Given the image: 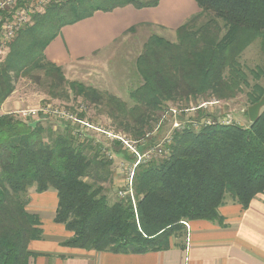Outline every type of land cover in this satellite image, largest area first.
<instances>
[{
    "label": "trees",
    "instance_id": "1",
    "mask_svg": "<svg viewBox=\"0 0 264 264\" xmlns=\"http://www.w3.org/2000/svg\"><path fill=\"white\" fill-rule=\"evenodd\" d=\"M160 1L61 0L45 5L7 44L0 61V108L13 93L14 82L22 77L35 79L32 73L36 72L49 81L52 98L67 100L63 92L53 94L66 84L62 69L44 56L62 28L96 13L156 8ZM194 2L200 14L176 29L177 43L157 36L146 43L136 61L142 85L130 94L133 110L127 113L118 99L67 83L75 98L105 105L110 119L121 116L123 132L143 139L148 119L169 103L203 95L231 99L240 84L248 87L238 58L253 41L264 44V0ZM202 15L210 16L209 20L192 29ZM250 74L256 83L264 78L262 71ZM263 96L264 87L255 84L247 100L252 106ZM76 114L85 118L83 112ZM34 121L0 115V264H28L33 257L29 243L41 239L38 217L26 211L30 189L37 194L55 192L53 221L71 234L61 246L122 255L167 251L171 237L186 235L183 223L207 221L222 226L218 210L228 197L246 209L264 192V108L248 127L216 124L174 131L166 156L135 169L134 207L128 197L109 203L101 185L112 176L111 162L84 153L87 135L80 140L77 129L68 123L61 132H51L41 127L40 118Z\"/></svg>",
    "mask_w": 264,
    "mask_h": 264
},
{
    "label": "crops",
    "instance_id": "2",
    "mask_svg": "<svg viewBox=\"0 0 264 264\" xmlns=\"http://www.w3.org/2000/svg\"><path fill=\"white\" fill-rule=\"evenodd\" d=\"M198 11L193 0H161L152 9L125 7L111 13H96L90 19L62 28L45 49L44 56L63 72H70L77 65L99 62L101 55L141 27L175 32ZM20 108V104L9 97L1 106L0 115L17 113ZM123 172L127 175L126 169L116 167V182L122 179ZM36 195L26 211L38 217L42 236L39 241L29 243L28 251L33 257L28 264H264V192L246 209L228 197L218 210L222 226L207 221L189 222L185 226V241H174L167 251L143 255L99 253L61 246L71 234L53 221L56 194L49 190Z\"/></svg>",
    "mask_w": 264,
    "mask_h": 264
},
{
    "label": "rangeland",
    "instance_id": "3",
    "mask_svg": "<svg viewBox=\"0 0 264 264\" xmlns=\"http://www.w3.org/2000/svg\"><path fill=\"white\" fill-rule=\"evenodd\" d=\"M42 10L43 9H41L40 12H43ZM34 11L39 12L38 9ZM199 14L200 10L196 15ZM209 18L210 16L208 15H202L194 22L192 29H197L202 24L207 22ZM219 25L220 27L222 26L221 23H219ZM221 31L222 36L224 34V29L222 28ZM152 36H157L165 42L172 44L177 43V36L175 32H164L159 29L150 31L147 27H141V29L134 33V35L125 37L120 42H117V44L106 54L101 55L99 62H93L91 65H77L74 70H71L70 72H63L66 84L58 91L54 90L53 94L61 95L63 92L64 94H67V100L61 99L60 97L52 98L49 90V81L41 72L32 73V76L37 80L31 77H22L18 79L14 82V91L10 97H12L13 102L19 103L21 108L17 111V113L12 114L21 119L18 112L39 108H47L50 111L63 110L74 114L79 111H83L87 122L98 130L102 129L105 132L118 134L130 141L143 140L146 142L144 143V146H147L148 148H151L159 143L160 145H163L161 142L164 138L169 136V133L171 132V124L173 125L174 122H165L159 130L154 132L155 125L161 116V112L164 110V107L161 108V111H157L154 115H151L150 119H148L149 121L147 125L143 127L142 130L145 134H147V136L143 137V139L141 137L136 138L132 133H125L122 131V128L120 127L121 116L117 115V119H110L108 117L110 114L109 108H106L105 105L91 104L80 97L75 98V95H73L67 85V83L81 84L85 87L93 89L104 97L112 96L122 102L125 105V111L129 113L134 108V104L130 100V94L142 85V80L136 69V61L139 56L143 54L145 45ZM3 59L4 57H2V60ZM238 64L241 66L243 73L247 76L248 87L245 84H240V90L235 97L224 100L217 99L209 95H203L196 98L190 97L185 100L183 98V101H181L180 104H183L184 106H188L190 104L194 105L195 102L200 99L205 101L210 98H215L221 103L218 108V114H222L224 116L227 115L234 121L238 122L241 126L248 127L250 123L247 116V110L251 105L247 100V95L250 93L253 85L255 84H259V86L264 87L263 77H261L256 83V81L252 79V74H250L257 71H262L264 73V44H261L260 39L253 41L243 49L238 58ZM170 105V103L167 104V106ZM213 110L214 109H211V112H213ZM48 115L46 117L39 116L41 127L44 129H50L51 132H61L65 127L64 122L50 117L51 114L49 113ZM193 116H195V114L187 115L188 118ZM32 119L33 118L21 120L25 122H35ZM137 127L139 128L138 125ZM46 134L47 133H44L43 136L45 137ZM82 148L84 153L90 158L97 156L99 160L103 159L111 162L112 176L106 178L107 181L101 186L104 190V194L108 197L109 203L120 200L118 193L125 190L126 174L123 172L121 176L122 179H119V181L116 182L114 179V172L116 167L120 166L121 163L124 164V169H128L127 164H132L133 162L131 154H129L126 149L122 148L119 143L112 142L106 139L105 135L92 130L88 131L87 139L82 145ZM159 160L161 159L159 158L155 161ZM101 175L104 177L105 174ZM85 181L88 183L93 182L91 178H86ZM36 194L37 193L34 192V189L28 190L26 194V199L28 201L27 205L31 203V199H33V202L36 200L38 197ZM184 232L186 233V228ZM174 241H185V235L175 238L171 237L169 245L171 246L174 244Z\"/></svg>",
    "mask_w": 264,
    "mask_h": 264
},
{
    "label": "built area",
    "instance_id": "4",
    "mask_svg": "<svg viewBox=\"0 0 264 264\" xmlns=\"http://www.w3.org/2000/svg\"><path fill=\"white\" fill-rule=\"evenodd\" d=\"M58 1L60 0H0V61H2V57H4L7 52V44L15 38L17 32L31 24L32 15L34 13H38L34 10L38 9V11H40L48 3ZM219 105H221V103L218 100L215 98H210L205 101L200 99L195 102L194 105L190 104L188 106H184L179 102L167 106L161 112V116L155 125L154 132L159 130V128L165 124V122L171 123L174 121L173 125L171 124V132L169 133V136L164 138V140L161 142L163 145H160L159 143L152 146L151 148L144 146V143L146 142L143 140L130 141L118 134L105 132L102 129L98 130L93 125L89 124L86 118L79 119L77 114L72 112L70 113L63 110L50 111L47 108H39L21 111L18 113L20 118L23 120L28 118H33L32 120H38L39 116H47L49 113L51 114L50 117L61 120L64 123H68L77 129L75 130V135L78 136L80 140H83L86 137L88 131L92 130L105 135L106 139L112 142L119 143L122 148L126 149L132 155L133 162L132 164H128V169L126 170L127 175L125 178V190L123 192H119L118 197L120 199L128 197L134 207L135 202L132 189V180L135 169L140 164L148 163L166 156L169 152L168 147L171 145V135L174 131L179 132L185 127L199 130L203 127L216 124L224 126H241L231 117L218 114V108L220 107ZM211 109H214L213 112H211ZM188 114H195V116L188 118ZM145 136H147V134ZM120 167L124 168V164H121ZM183 224L185 226L187 225L186 223Z\"/></svg>",
    "mask_w": 264,
    "mask_h": 264
},
{
    "label": "water",
    "instance_id": "5",
    "mask_svg": "<svg viewBox=\"0 0 264 264\" xmlns=\"http://www.w3.org/2000/svg\"><path fill=\"white\" fill-rule=\"evenodd\" d=\"M264 108V96L263 98L256 104L250 106L247 110V116L250 124H254L260 114V111ZM34 126V125H32Z\"/></svg>",
    "mask_w": 264,
    "mask_h": 264
}]
</instances>
